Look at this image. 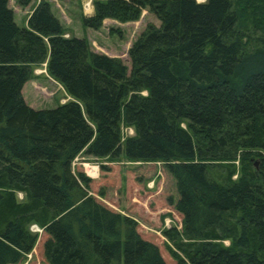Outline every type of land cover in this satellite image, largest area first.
<instances>
[{
	"label": "trees",
	"instance_id": "trees-1",
	"mask_svg": "<svg viewBox=\"0 0 264 264\" xmlns=\"http://www.w3.org/2000/svg\"><path fill=\"white\" fill-rule=\"evenodd\" d=\"M145 8L160 23L128 48V69L65 36L46 0L22 27L0 0V264L33 252L41 264H264V0H96L82 22ZM45 62L71 99L35 109L21 90ZM81 154L109 162L106 189L120 158L162 164L180 215L162 230L169 260L104 186L91 192Z\"/></svg>",
	"mask_w": 264,
	"mask_h": 264
},
{
	"label": "rangeland",
	"instance_id": "rangeland-1",
	"mask_svg": "<svg viewBox=\"0 0 264 264\" xmlns=\"http://www.w3.org/2000/svg\"><path fill=\"white\" fill-rule=\"evenodd\" d=\"M51 7L52 13L59 19L62 26L66 29L65 36L84 37L88 40L91 49L97 50L100 53H112L124 55L127 53L125 47H130L133 41L144 30L147 24L152 23L159 25V20L154 14L143 9L139 18L133 21L121 22L113 19L102 24L99 28L87 27L83 24L82 18L86 3L91 7L96 0H46ZM204 2L205 0H196ZM40 0H8V5L12 10H16L14 18L18 26L24 25L25 17L29 12L38 5ZM31 14V13H30ZM29 14V15H30ZM127 22H131L128 23ZM128 51V50H127ZM126 56V55H125ZM119 57V56H117ZM121 58V57H119ZM122 61L130 69V60L125 57ZM33 77L26 82L23 88L22 95L25 102L35 109L54 108L58 103L70 100V97L64 87L54 78L48 75L46 70V62L35 66ZM36 72V73H35ZM125 135L133 134L130 128L123 129ZM99 162L109 164L105 159L96 160L91 156L83 154L75 158L73 165L79 167L84 173L93 179L92 193L95 190L102 188L104 175L99 167ZM119 167L115 168L117 173V182L114 181V176L109 175L106 180L109 187L106 189L107 199L113 204V208L124 215H128L136 220L139 232L147 238L153 240L161 247L162 253L169 260L164 249V242H167L162 230L172 226H180V215L166 203V195L173 192V179L166 172L162 171V164L158 163L153 167L139 161H127L120 158ZM113 168V169H114ZM157 173H156V172ZM162 172V176L159 175ZM155 172V173H154ZM98 173V175H97ZM113 174V173H112ZM134 175V179L138 181V192L145 195V204L134 206L132 198L129 196L128 188L130 186V177ZM116 178V177H115ZM105 184V183H104ZM104 189V190H105ZM149 194H152L149 196ZM132 195H135V190H132ZM18 198L22 199V194L18 193ZM137 204V203H135ZM32 231L41 234V229L32 225ZM227 243V242H225ZM42 257L40 253L33 252L27 255L25 261L21 264H41Z\"/></svg>",
	"mask_w": 264,
	"mask_h": 264
},
{
	"label": "crops",
	"instance_id": "crops-1",
	"mask_svg": "<svg viewBox=\"0 0 264 264\" xmlns=\"http://www.w3.org/2000/svg\"><path fill=\"white\" fill-rule=\"evenodd\" d=\"M84 6H86L85 8H84V15L86 16V17H90V16H92L93 14H94V7H93V5L91 6V7H89V5L86 3V5H84ZM10 7V6H9ZM15 11L16 10H13V18H14V14H15ZM31 13V11L29 12V14ZM29 14L25 17V19H24V21H25V23H24V25H22V26H26L27 25V19H28V16H29ZM14 21H15V18H14ZM109 21H112V22H114V20H112L111 18H105L104 20H103V23H105V22H109ZM15 23H16V21H15ZM128 23H131V22H127V24ZM21 26V27H22ZM124 50H126V52H127V50H128V47H125V49ZM94 51H96L97 52V50H94ZM105 54H107L108 56H112V57H117V56H119V57H121V59H125V57H127L128 59H129V57H128V55H127V53L124 55V53H122V55H119V54H112V53H105ZM42 64H44V63H42ZM35 69H37V68H35ZM36 73V72H35ZM29 81V80H28ZM27 81V82H28ZM25 84H26V82H25ZM24 84V85H25ZM24 85H23V87H22V92H23V88H24ZM23 96H24V94H23ZM70 97V96H69ZM70 99H71V97H70ZM97 175H98V173H97ZM92 178V177H91Z\"/></svg>",
	"mask_w": 264,
	"mask_h": 264
},
{
	"label": "water",
	"instance_id": "water-1",
	"mask_svg": "<svg viewBox=\"0 0 264 264\" xmlns=\"http://www.w3.org/2000/svg\"><path fill=\"white\" fill-rule=\"evenodd\" d=\"M256 164V163H255Z\"/></svg>",
	"mask_w": 264,
	"mask_h": 264
}]
</instances>
